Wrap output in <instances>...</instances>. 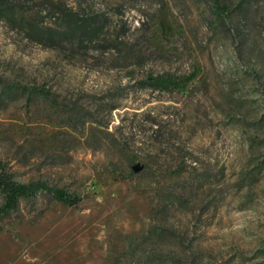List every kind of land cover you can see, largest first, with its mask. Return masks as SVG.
Instances as JSON below:
<instances>
[{
	"label": "rangeland",
	"instance_id": "rangeland-1",
	"mask_svg": "<svg viewBox=\"0 0 264 264\" xmlns=\"http://www.w3.org/2000/svg\"><path fill=\"white\" fill-rule=\"evenodd\" d=\"M0 169L78 198L0 213V264H264V0H0Z\"/></svg>",
	"mask_w": 264,
	"mask_h": 264
},
{
	"label": "trees",
	"instance_id": "trees-1",
	"mask_svg": "<svg viewBox=\"0 0 264 264\" xmlns=\"http://www.w3.org/2000/svg\"><path fill=\"white\" fill-rule=\"evenodd\" d=\"M216 7L218 6L216 5ZM66 15V27L60 32L62 34L70 31H75L76 33H78V35L89 40L100 30L99 24L93 21L90 22L87 18H80L76 16L77 14L75 13H67ZM35 36L38 41H42L44 43L53 42V40L55 39V37L48 34V32L42 31L37 32ZM150 85L152 87L159 88L161 86H164V82H162L161 80H152L150 81ZM37 189H44L49 191L54 199L68 206L74 205L78 201L77 197L70 196L61 189L48 187L42 182L33 181L27 183H19L13 181L6 172L0 169V213L5 214L9 211L14 210L17 207V203L20 198H28Z\"/></svg>",
	"mask_w": 264,
	"mask_h": 264
},
{
	"label": "water",
	"instance_id": "water-1",
	"mask_svg": "<svg viewBox=\"0 0 264 264\" xmlns=\"http://www.w3.org/2000/svg\"><path fill=\"white\" fill-rule=\"evenodd\" d=\"M131 169H132V171H136V170L138 169V166L133 165V166L131 167Z\"/></svg>",
	"mask_w": 264,
	"mask_h": 264
}]
</instances>
